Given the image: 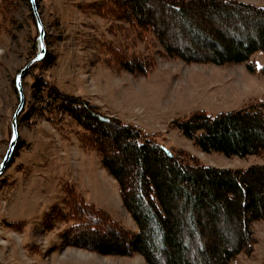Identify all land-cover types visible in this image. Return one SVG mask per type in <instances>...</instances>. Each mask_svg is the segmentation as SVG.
<instances>
[{
  "label": "rangeland",
  "instance_id": "rangeland-1",
  "mask_svg": "<svg viewBox=\"0 0 264 264\" xmlns=\"http://www.w3.org/2000/svg\"><path fill=\"white\" fill-rule=\"evenodd\" d=\"M15 1L17 12L8 21L0 15V166L10 148L12 121L20 104L15 80L39 51L34 9L29 0ZM34 1L44 27L47 55L55 59L50 68L34 67L35 74L98 106L107 118L135 126L167 149L182 150L205 166L246 170L264 165L261 157L205 153L174 124L196 112L216 116L264 101L263 53L253 57L258 66L255 72L246 64L187 63L166 57L153 36L142 41L127 23L94 13L89 4L101 0ZM238 1L264 7V0ZM251 30L256 33L254 27ZM109 46L127 55L154 54L157 65L146 76L113 68ZM23 81L29 106L34 103L32 76L27 72ZM18 132L22 147L0 176V264H147L137 254L102 256L66 245L64 236L72 223L58 217L68 209L73 193L129 231L139 232L123 205L118 182L104 169L100 155L82 143L80 128L67 120L51 124L33 117L18 122ZM222 229L227 236V229ZM253 230L256 245L252 254H241L230 264H264V221L255 223Z\"/></svg>",
  "mask_w": 264,
  "mask_h": 264
},
{
  "label": "trees",
  "instance_id": "trees-1",
  "mask_svg": "<svg viewBox=\"0 0 264 264\" xmlns=\"http://www.w3.org/2000/svg\"><path fill=\"white\" fill-rule=\"evenodd\" d=\"M17 7L15 0H2L0 15L8 21ZM89 7L107 20L127 23L137 39L146 42L153 36L166 57L187 63L246 64L255 72L253 57L264 54V7L238 0H101ZM108 48L113 68L146 76L157 65L154 54L127 55ZM54 64L47 55L28 71L34 103L26 102L18 122L39 117L51 124L67 120L80 128L82 143L100 155L104 169L118 182L123 205L139 229L129 231L73 193L58 217L72 223L66 245L102 256L137 254L147 264H230L241 254H252L253 225L264 221V165L218 169L182 150L167 149L32 70ZM14 88L18 93L16 80ZM174 124L205 153L264 158V101L216 116L196 112ZM21 147L19 142L14 155Z\"/></svg>",
  "mask_w": 264,
  "mask_h": 264
},
{
  "label": "water",
  "instance_id": "water-1",
  "mask_svg": "<svg viewBox=\"0 0 264 264\" xmlns=\"http://www.w3.org/2000/svg\"><path fill=\"white\" fill-rule=\"evenodd\" d=\"M34 0H32V5H33V9L37 18V22H38V26L40 29V38H39V51L37 53L36 58L31 61L20 73V75L17 78L16 81V85H17V90L19 92V98H20V104L18 106V109L14 115L13 121H12V131H13V135H12V139H11V143H10V148L9 151L3 161V163L0 166V176H2V174L4 173V171L7 169L9 163L11 162L14 153H15V149L18 145V141H19V132H18V120L22 114V112L24 111L25 108V104H26V99L24 96V90H23V80L24 77L26 76L27 72L35 65L38 64L42 61H44V59L47 56V49H46V44H45V32H44V27L41 24V20L39 18V15L37 13V9L35 7L34 4Z\"/></svg>",
  "mask_w": 264,
  "mask_h": 264
}]
</instances>
